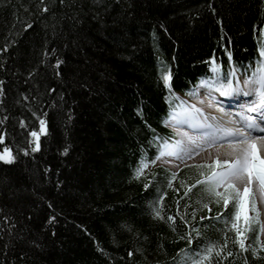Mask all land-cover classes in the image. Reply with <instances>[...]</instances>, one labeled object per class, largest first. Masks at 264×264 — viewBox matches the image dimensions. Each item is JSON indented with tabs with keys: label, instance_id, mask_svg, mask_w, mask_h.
<instances>
[{
	"label": "trees",
	"instance_id": "trees-1",
	"mask_svg": "<svg viewBox=\"0 0 264 264\" xmlns=\"http://www.w3.org/2000/svg\"><path fill=\"white\" fill-rule=\"evenodd\" d=\"M45 5L47 12L40 10ZM259 28L264 0H0V151L8 146L18 157L0 162V211L16 222L17 233L44 244L38 250L14 241L16 248L4 249L0 242V261L13 262L24 248L30 264H193L205 253L201 264H264L256 214L243 212L237 222L247 229L241 248L232 227L235 203L225 208L206 191L211 169L196 165L214 160L176 171L148 164L136 178L142 158L157 161L158 146L175 142L168 121L181 98L235 74L258 78ZM52 48L67 60L63 79L39 63ZM169 70L171 90L162 80ZM41 116L47 132L31 152L29 133L39 131ZM65 146L70 151L62 155ZM50 214L57 215L54 238L42 229ZM244 216L257 222L247 224ZM0 228L7 242V226Z\"/></svg>",
	"mask_w": 264,
	"mask_h": 264
},
{
	"label": "snow or ice",
	"instance_id": "snow-or-ice-1",
	"mask_svg": "<svg viewBox=\"0 0 264 264\" xmlns=\"http://www.w3.org/2000/svg\"><path fill=\"white\" fill-rule=\"evenodd\" d=\"M69 0H58V3L60 5H65L68 3ZM41 11L47 12L49 11V8L47 5H45L43 8L40 9ZM76 23H80L79 20H76L75 17H73ZM93 19H96V17H93ZM25 28L31 27V25H28L25 23ZM259 33L262 37H264V28L258 29ZM57 49L52 48L51 51H45L42 54V58L39 61L40 64H45L47 67H50L52 75L63 79L64 72L62 70V66L67 64V60L63 59L61 56L57 55ZM229 59L231 60L232 53L228 51ZM52 56L54 58V62H50L46 60V57ZM260 56L264 57V48L260 49ZM213 64H215L214 58H213ZM0 68H3V65H0ZM215 67L213 68V71H215ZM36 72V69L33 68L28 72V76L32 77L34 73ZM232 73H229L228 76L231 77ZM172 74L171 71H164L162 74V80L163 84L166 88L171 90V81ZM257 83L264 84V69H262L258 74V79L256 81ZM4 82L0 81V85H2ZM202 84L207 83L206 81H201ZM247 83V81H246ZM85 88H88L87 83L85 82L84 85H82ZM229 90H231V80H229L228 85L226 86ZM48 91H54L53 89H48ZM255 91L257 93H261L262 89L256 88ZM5 90L3 87H0V95H4ZM225 94H228V91H225ZM24 99H28L27 96H24V94H21ZM262 103H264V97H262ZM258 105L252 104L251 109L252 111L258 110ZM191 108H195V105H192ZM72 109L69 108V113H71ZM197 112H200V109H196ZM33 116H37L36 112L32 113ZM185 115L189 118L192 117L191 109H185ZM72 116L69 115L68 119H71ZM3 123V120H0V124ZM21 125L25 124L24 120L20 121ZM47 121L46 119L41 116L39 118V131L32 130L29 135L33 138H35L34 146L31 147V152H37L40 150V134L46 133ZM261 125H264V118L260 120V123H257L256 120L249 118V123L247 127L249 129L251 128H257L261 127ZM150 127V125H149ZM225 136H232L235 139L230 140L229 143L232 147L233 152L235 153V158L232 160H214L211 164L208 165H196V167H208L211 169L210 173L206 177V181L209 182L210 186L206 189L209 193L214 195L215 203L220 204L221 201L223 202V205L225 208L228 207L230 201L235 203L236 206V212L234 213V221L232 223V227L236 231V239L237 242L240 244L241 248H244V240H243V231H246L247 229H241L238 225V221L240 220L241 216L243 215V209L245 205V201L248 199L250 193H249V186L252 185L253 179H257L259 181V198L260 200H264V159L261 158L262 155H264V136L261 137H252L249 133L241 130V129H221L220 130ZM5 139V136L3 133H0V142H3ZM189 140L196 144L197 147L200 145L197 144L196 140L192 137H189ZM204 144H207L208 147H211L213 143H215V140H208L204 139L202 140ZM258 142L260 146V152L261 154H257L258 150ZM30 144L33 143V141H29ZM160 148L159 155H178L179 152L185 151L181 147V141H176L174 144L169 145L167 141H165L163 144L158 146ZM20 152H23L25 155L28 154L29 149L22 148L19 149ZM70 146H65L62 149V155L69 153ZM18 159L17 155H15L10 147L4 146L3 150L0 151V162H4L7 164H12L16 162ZM156 159H141L139 167L136 169V178H139L140 175L143 174V170L148 167V164H155ZM217 165L219 167H217ZM48 169H45V172L47 173ZM203 175V173H201ZM173 178H175V173H173ZM183 183V182H181ZM201 180H197L196 184H201ZM59 187V182L57 184ZM145 188L149 187L148 184L144 185ZM169 187H171V182H169ZM192 186L189 185V189ZM223 189V191H220L219 189ZM187 194V193H185ZM161 200H163V197H161ZM205 207H208L207 205H204ZM48 207L52 208V204L48 203ZM210 210V209H209ZM251 210L253 213L257 212V203L255 200L251 202ZM223 211V209H222ZM154 215L156 218H159L161 220L164 219V216L161 214V211L157 208L154 209ZM177 215L179 216L180 213L178 212ZM220 216V213H217V217ZM181 220H184V217H180ZM245 222L250 225H254L257 220L255 216L243 217ZM31 219V217H29ZM168 219L170 221H174L175 217L169 216ZM201 219H204V217H201ZM57 220V215L50 214L48 215L47 219L43 222L42 229L43 230H50L51 237L56 236L55 231V224ZM187 223V221H184ZM0 223H3L7 226V233L9 235V240L7 242H3V237L0 235V242H2V247L4 249H10V248H16L17 244L16 242L20 243H27V245L32 249H38L43 250L44 244L41 237L32 236L31 238H28L26 236L21 235L20 233L16 232V222L9 218L8 215L3 214L2 211H0ZM4 228H0V233L4 232ZM175 230V229H173ZM25 229H21V233H23ZM188 236V234H185ZM197 236L200 235L199 232L196 233ZM185 237H181L183 239ZM189 243H192V239L190 236H188ZM16 241V242H14ZM227 239L225 238V243L221 245V251H218L216 254L221 255L222 250L226 247ZM264 247V245H262ZM213 250V245H209L208 247V253H210ZM138 251V250H137ZM253 255H256V250L253 249ZM129 256L133 255V252L130 250L128 253ZM207 253L201 256V260L205 258ZM228 255H231V253H228ZM201 260H193V264H201ZM0 264H30L29 257L27 256L24 248H20L18 255L15 257L13 262H9L7 257L4 258L3 261H0Z\"/></svg>",
	"mask_w": 264,
	"mask_h": 264
},
{
	"label": "rangeland",
	"instance_id": "rangeland-1",
	"mask_svg": "<svg viewBox=\"0 0 264 264\" xmlns=\"http://www.w3.org/2000/svg\"><path fill=\"white\" fill-rule=\"evenodd\" d=\"M257 87L263 89L261 87H264V84H257V82L254 83L252 81L244 84L241 83L240 80H237L234 84H231V90H229L227 87L208 91H203V89H200L197 96L198 98L194 99V103L191 104V106L195 105V108H191L192 117L189 118L188 116H185L184 118H178L171 123V126L176 129V133H178V137L181 141V147L185 149V151L179 152L178 155L164 156V158L158 160V164L163 166L165 165L169 169L176 171V169H178L180 166L188 165V163L211 162L212 160L217 159H234L235 154L230 151H222V147L231 146L229 141L234 140L235 138L223 139V136L225 135L220 130L226 128L229 129L230 126L232 127L234 125V127L246 128L247 130H249V134L251 135V129L239 123H237L238 125L236 126L235 123H233V119H235L239 113L235 106L239 104H241V106H244L245 104L243 102L245 100V96L246 98H248L246 100L253 101L252 94ZM225 91H228L227 95L225 94ZM240 91L243 92L239 94L240 100L237 101V105L234 101L224 99L223 97V95L233 97V93H237ZM244 93H246L248 97L246 94L244 95ZM199 96H201L202 98ZM249 96H252V99H249ZM248 105L251 106L252 104ZM196 109H200L201 111L197 112ZM261 113L262 111L260 112V114ZM183 114H185V112ZM261 115L262 116H259V113L256 114V122H260L264 114ZM203 125L210 131L200 130L198 132L197 130H195V128L198 126H200L199 128H202L201 126ZM191 126L194 128H192ZM211 127L213 129L215 128L216 131L212 130ZM262 127H264V125H261L260 128ZM251 136H264V128H262L261 130L257 128V131L254 132ZM189 137L195 139L197 144H199L200 146L197 147L196 144H193L189 140ZM204 139L215 140V143H213L211 147H208L207 144H204L202 142V140ZM257 154H261L259 148L257 150ZM261 158L264 159V155H262ZM146 172L147 170L144 169L143 174ZM249 193L250 195L248 199L251 197L257 203V212L254 214H256V216L258 217L260 224H262L261 236L262 242H264V200H260L259 198V181L255 178L253 179L252 185L249 186ZM248 199L245 201L243 209V212H245L247 215L251 211V209L249 208Z\"/></svg>",
	"mask_w": 264,
	"mask_h": 264
},
{
	"label": "bare ground",
	"instance_id": "bare-ground-1",
	"mask_svg": "<svg viewBox=\"0 0 264 264\" xmlns=\"http://www.w3.org/2000/svg\"><path fill=\"white\" fill-rule=\"evenodd\" d=\"M240 92L242 93L243 91H240ZM245 94L246 93H244V95ZM252 95H253V101L252 102H249V104H256V105H258L259 106L258 107V110L252 111V110H250L251 108H249V106H245V105L244 106H240V105L237 106L236 107L237 111H242V112L237 115L238 116V119H233L234 120L233 123H235L236 126L238 125L237 123L242 124L243 126H245V123L246 124L249 123V118L256 120V118H255L256 114L260 113L261 111H262L261 114H264V103H262V97H264V89L262 90L261 93H257L256 91H254ZM224 97H225V99H228L229 98L227 96H224ZM239 97L240 96H238V98ZM245 98H246V96H245ZM250 98L252 99V96ZM239 100H240V98H239ZM222 112H223V110H222ZM223 126H224V124H223ZM246 127H247V125H246ZM229 129H241V130L249 133V130H247L246 128L234 127V125L232 127L230 126ZM230 138H234V137H232V136H223V139H230ZM258 148L260 149L259 142H258ZM222 149H221L222 151H230L233 154H235L233 152L231 146L222 147Z\"/></svg>",
	"mask_w": 264,
	"mask_h": 264
}]
</instances>
